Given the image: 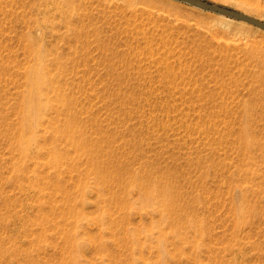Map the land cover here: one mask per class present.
Wrapping results in <instances>:
<instances>
[{"label":"rangeland","instance_id":"obj_1","mask_svg":"<svg viewBox=\"0 0 264 264\" xmlns=\"http://www.w3.org/2000/svg\"><path fill=\"white\" fill-rule=\"evenodd\" d=\"M263 34L181 0H0V264H264Z\"/></svg>","mask_w":264,"mask_h":264},{"label":"water","instance_id":"obj_2","mask_svg":"<svg viewBox=\"0 0 264 264\" xmlns=\"http://www.w3.org/2000/svg\"><path fill=\"white\" fill-rule=\"evenodd\" d=\"M185 3H188L192 6H195L197 8L206 10V11H211V12H217L220 14H223L225 16L231 17V18H235V19H239L245 22H248L258 28H261L264 30V22L253 17L250 16L248 14L242 13L240 11H236L233 10L231 8L228 7H224L218 4H214L205 0H181Z\"/></svg>","mask_w":264,"mask_h":264},{"label":"bare ground","instance_id":"obj_3","mask_svg":"<svg viewBox=\"0 0 264 264\" xmlns=\"http://www.w3.org/2000/svg\"><path fill=\"white\" fill-rule=\"evenodd\" d=\"M245 24V23H244ZM248 27H250V26H248ZM246 25H245V27L243 26V29H245V30H247V31H249V30H252V29H250V28H248ZM253 31V30H252ZM252 31H249V32H252ZM263 37H264V34H263Z\"/></svg>","mask_w":264,"mask_h":264}]
</instances>
